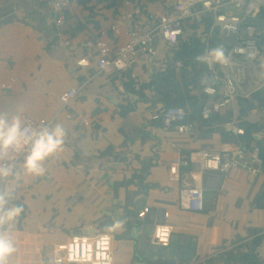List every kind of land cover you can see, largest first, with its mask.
<instances>
[{
  "label": "crops",
  "instance_id": "crops-1",
  "mask_svg": "<svg viewBox=\"0 0 264 264\" xmlns=\"http://www.w3.org/2000/svg\"><path fill=\"white\" fill-rule=\"evenodd\" d=\"M49 2L0 0V114L10 119L19 110L24 119L36 122L56 117L68 129L64 151L59 154L61 164L48 165L51 180L32 187L33 177L23 173L21 162L16 166L18 178L0 181V191L12 196L10 204H21L36 217L46 216L40 225L34 224L29 215L21 217L20 250L10 264H17L18 258L27 264V254L32 249L43 252L47 262L52 260V248L73 234L105 232L106 225L125 215L129 223L141 199H146V208L166 210V224L172 227L173 234L197 241V258L188 264H264V170L257 177L233 170L221 182L212 177L203 186L204 210L198 213L181 205L183 183H171L168 177L169 165L180 153L217 151L226 142L243 143L242 138L230 135L223 126L210 131L216 128L215 122L200 120L204 99L199 90L194 91L197 103L189 102L185 107L189 119L197 125L195 133H162L145 112L149 105L162 106L163 100L149 89L144 90L147 99L140 97L143 84L162 72L155 61L139 58L132 69L137 76L134 81L124 74L131 95L125 103L116 98V76L98 75L94 68L77 66L86 56V43L91 38L112 47L126 42L123 35L116 36L110 30L120 5L116 10L107 9L106 3L94 0L96 11L91 16L72 2L66 26L58 29L53 24ZM141 4L154 13L163 9L160 0ZM75 22L85 28L70 38L66 31ZM64 37L69 38V47L64 46ZM260 65L264 76V43ZM69 89L78 90V96L60 113L63 106L59 96ZM153 98L157 103L153 104ZM123 109L130 110L124 118L120 115ZM229 112L239 124L238 105ZM247 120L264 124V108L253 110ZM256 137L264 153V130ZM108 147L113 149L111 156L101 157ZM130 179V186L115 189V184ZM189 182L202 185L199 178H190ZM128 195L130 201L126 204ZM128 223L124 230L112 233L116 264H140L125 236ZM257 239L259 245H255Z\"/></svg>",
  "mask_w": 264,
  "mask_h": 264
},
{
  "label": "built area",
  "instance_id": "built-area-1",
  "mask_svg": "<svg viewBox=\"0 0 264 264\" xmlns=\"http://www.w3.org/2000/svg\"><path fill=\"white\" fill-rule=\"evenodd\" d=\"M163 9L161 13L151 12L138 2L122 0L115 21L110 30L116 36L123 35L126 42L110 46L101 39L91 38L87 43V54L77 62L84 70L94 68L98 75L116 76L119 82L116 98L125 103L130 100L124 76L130 71L129 80H136L133 73L139 58H149L162 68L170 64L175 69L183 68V61L176 58V53L182 47L203 49L198 55L209 48L216 47V39L230 54V62L226 66L214 65L209 68L202 65L203 82L197 90L203 100L199 118L210 123L217 117L236 107L239 100H251L253 95L264 91V76L261 71L263 33L254 25L247 24L246 18L260 17L264 10V0H160ZM72 4L71 0H50L53 13V24L63 29L67 22V13ZM231 6L241 10L242 15L232 11L223 12L222 8ZM192 42L194 44H192ZM68 37H64V46L69 47ZM243 49V51H239ZM197 55V56H198ZM132 70V71H131ZM207 87L214 89L213 93L205 91ZM78 96V90L69 89L59 96L63 106L60 113ZM145 115L159 125L165 135H193L197 129L194 121L189 119L185 108L179 106H147ZM70 119V116L67 115ZM28 125L34 128L47 123L57 122L54 117L50 120L36 122L25 118ZM230 135L243 138L245 130L236 121L223 125ZM26 153H10L0 163H14L16 166L23 161ZM14 157V159H13ZM61 164L59 155L52 157L45 164L53 167ZM264 161L258 145L247 146L244 143L226 142L217 151L199 150L180 153L169 165L168 177L171 183L182 184L180 203L192 213L204 210V189L201 184L194 185L190 178H199L204 174L227 175L233 170H239L252 177L259 176L263 171ZM52 175L47 171L44 177H33L31 186L39 185L43 180H51ZM147 208L138 213L139 219H144ZM168 214L166 213L165 219ZM105 233L73 234L66 242L55 245L52 250V260L44 262L42 253H28L27 264H116L114 255L115 236L104 240ZM173 235V229L167 224L155 226L151 241L157 245L168 246ZM27 238V237H26ZM29 238L26 239L28 243ZM167 244H161V241ZM36 253V254H35ZM38 258V262L35 260Z\"/></svg>",
  "mask_w": 264,
  "mask_h": 264
},
{
  "label": "clouds",
  "instance_id": "clouds-1",
  "mask_svg": "<svg viewBox=\"0 0 264 264\" xmlns=\"http://www.w3.org/2000/svg\"><path fill=\"white\" fill-rule=\"evenodd\" d=\"M239 51H243L240 49ZM196 61L206 64L209 68L214 65L226 66L230 62V54L222 45L209 48L205 53L198 55ZM205 91L213 93L214 89L207 87ZM68 129L63 123L55 122L43 124L38 128L28 125L17 110L9 119L0 114V161L10 153L25 152L20 167L23 173L30 177H44L47 174L46 161L64 151ZM14 159V157H13ZM9 177L18 178L14 163H0V181ZM12 198L7 191H0V264H10L13 256L18 257L21 243L20 231L17 227L19 218L24 213L23 205L10 204ZM125 228V221L114 219L105 227V234L101 239L107 240L108 234L117 233ZM161 244H167L162 240ZM17 264H23L17 259Z\"/></svg>",
  "mask_w": 264,
  "mask_h": 264
},
{
  "label": "trees",
  "instance_id": "trees-1",
  "mask_svg": "<svg viewBox=\"0 0 264 264\" xmlns=\"http://www.w3.org/2000/svg\"><path fill=\"white\" fill-rule=\"evenodd\" d=\"M77 6L83 8L84 10L88 11L91 16L95 14L96 8L95 5H92L94 0H71ZM97 3H106L105 8L107 9H114L121 4L122 0H96ZM132 2H142L146 1L148 3L153 2L155 0H129ZM68 21V17H67ZM84 25L79 22H75L69 26L66 31V34L70 37H76L78 34L81 33L84 29ZM187 47H182L180 51L176 53V58L183 61L184 65L182 69H175L170 64L166 66V68L162 71L154 74L150 82L143 84L141 87V95L142 99H147V95L145 94L144 90L149 89L150 91H154V96L159 99L161 98L163 108H167L169 106H179L185 108L187 103L189 102H196L197 103V95L194 91L201 86L203 82L201 73L203 70L202 65L195 61V57L199 54L200 51H197L195 48H188L187 52H183V49ZM129 76V73H127ZM126 74V75H127ZM154 99V98H153ZM153 104L157 103L156 100H152ZM257 103V106L256 104ZM239 107V116L238 122L240 127L245 130V137L242 138L243 143L247 146L252 145H259L261 140H257V135L264 130L263 123H253L247 120L249 114L257 109V108H264V95L263 92L257 93L253 95L251 100H239L237 103ZM165 106V107H164ZM130 112L127 109L121 110L120 115L124 118ZM233 118L231 112H227L224 115H221L214 119L213 121L217 125L216 128L209 129L210 131H215L221 128V126L225 125L226 123L230 122ZM261 149V157L264 161V153ZM113 149L108 147L103 153H101V157L111 156ZM264 170V165H263ZM139 178V177H138ZM133 183V180H126L123 183L115 184V189L118 190L120 187H128ZM126 204L130 201V195L126 198ZM18 204V203H17ZM21 205V204H19ZM24 207V206H23ZM25 207L24 213L22 216L25 215ZM21 216V217H22ZM19 218L18 229L20 230L22 218ZM122 220L125 223H128L129 217L127 215L123 216ZM101 233H105L104 231ZM260 240L257 239L255 245H259Z\"/></svg>",
  "mask_w": 264,
  "mask_h": 264
},
{
  "label": "water",
  "instance_id": "water-1",
  "mask_svg": "<svg viewBox=\"0 0 264 264\" xmlns=\"http://www.w3.org/2000/svg\"><path fill=\"white\" fill-rule=\"evenodd\" d=\"M222 11L243 14L241 10L231 6L222 8ZM245 21L247 24L256 26L264 35V17L260 16L255 19L246 18ZM212 41L216 46L220 45L216 39ZM214 176L218 178L219 182L224 178L222 174H204L200 177L202 186H206L208 181ZM203 188L206 189L205 187ZM146 202V199H141L136 202V216L126 225L127 232L125 236L132 244L134 258L140 264H188L195 261L197 258L198 243L192 237L173 234L168 246L157 245L151 241L155 226L166 224V210L163 208L149 207L147 208L144 219L141 220L138 218V213L146 208Z\"/></svg>",
  "mask_w": 264,
  "mask_h": 264
},
{
  "label": "rangeland",
  "instance_id": "rangeland-1",
  "mask_svg": "<svg viewBox=\"0 0 264 264\" xmlns=\"http://www.w3.org/2000/svg\"><path fill=\"white\" fill-rule=\"evenodd\" d=\"M192 44H194L193 42H192ZM189 47H187V48H185V49H183V52H187V51H185V50H187ZM195 49H197V48H195ZM203 49H201V50H198L197 49V51H202ZM163 106H161V108H162ZM165 107V106H164ZM261 147V146H260ZM68 203V202H67ZM66 204V203H65ZM65 204H63V207L65 206ZM64 208H66V207H64ZM25 210H26V212H25V216H27V215H29L30 217H31V219L33 220V223L34 224H38V225H40V224H43L44 223V221H45V219H46V216L44 215V214H41L39 217H36V214L34 213V212H30V211H28L26 208H25ZM67 212H70L69 211V209L67 208ZM42 213H43V211H42ZM73 214V213H72Z\"/></svg>",
  "mask_w": 264,
  "mask_h": 264
}]
</instances>
